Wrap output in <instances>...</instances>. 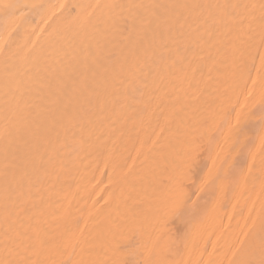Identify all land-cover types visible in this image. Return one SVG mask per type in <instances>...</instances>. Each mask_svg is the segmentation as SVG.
<instances>
[{
	"label": "bare ground",
	"instance_id": "6f19581e",
	"mask_svg": "<svg viewBox=\"0 0 264 264\" xmlns=\"http://www.w3.org/2000/svg\"><path fill=\"white\" fill-rule=\"evenodd\" d=\"M262 56L264 0H0V264H262Z\"/></svg>",
	"mask_w": 264,
	"mask_h": 264
},
{
	"label": "snow or ice",
	"instance_id": "6c2138e0",
	"mask_svg": "<svg viewBox=\"0 0 264 264\" xmlns=\"http://www.w3.org/2000/svg\"><path fill=\"white\" fill-rule=\"evenodd\" d=\"M5 8L10 7V5H4ZM262 60H264V56H262ZM261 121H262V132H264V116L261 117ZM235 133L237 135V144H239V137L243 134V128L240 125V120L239 117H237V124L235 126ZM261 142H262V147H264V134H262L261 136ZM242 146V145H240ZM196 160L193 158L190 160L189 164H188V170L189 172H192L195 170L196 168ZM207 181L205 180L204 183H206ZM189 210L187 209L186 205L181 202L178 203L174 209V213H175V218L177 220L181 219L186 212H188ZM262 264H264V261H262Z\"/></svg>",
	"mask_w": 264,
	"mask_h": 264
}]
</instances>
